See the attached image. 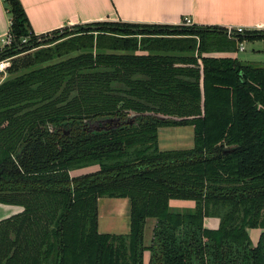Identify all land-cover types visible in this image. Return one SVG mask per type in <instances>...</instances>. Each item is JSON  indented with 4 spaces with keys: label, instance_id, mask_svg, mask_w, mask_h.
<instances>
[{
    "label": "trees",
    "instance_id": "16d2710c",
    "mask_svg": "<svg viewBox=\"0 0 264 264\" xmlns=\"http://www.w3.org/2000/svg\"><path fill=\"white\" fill-rule=\"evenodd\" d=\"M3 2L14 40L0 58L22 72L0 82V205L21 209L0 219V264H142L151 217L149 264H264V64L213 55L264 51V29L92 22L15 59L49 39ZM165 126H192L193 147L160 150ZM102 197L129 199L128 235L98 231Z\"/></svg>",
    "mask_w": 264,
    "mask_h": 264
},
{
    "label": "crops",
    "instance_id": "0c3cea01",
    "mask_svg": "<svg viewBox=\"0 0 264 264\" xmlns=\"http://www.w3.org/2000/svg\"><path fill=\"white\" fill-rule=\"evenodd\" d=\"M28 19L29 29L36 36L50 35L65 26L82 25L92 22H129L140 24L180 25L184 17L191 19L193 25L223 27L226 29L238 28L242 30L264 29V0H19ZM9 30V16L0 0V36ZM255 41V40H252ZM260 41V40H259ZM213 55H236L232 53H214ZM184 130V129H182ZM185 138L183 131H178ZM165 133L162 135L164 137ZM160 132L158 140H160ZM173 137V133H171ZM189 147L187 149H190ZM180 150V149H179ZM97 166L72 170L71 175L76 176L96 170ZM107 199L103 202L104 213L109 215L115 207L128 209L130 202L127 198ZM170 207H194L190 200H170ZM180 207V208H181ZM18 206L0 205L1 218L18 212ZM100 216V213H99ZM152 218V217H151ZM146 219L143 232V244L151 243L156 219ZM219 218L209 216L204 218V225L215 229ZM125 232L129 233L130 218ZM99 227V223H98ZM257 230V228H253ZM106 230V229H105ZM107 231V230H106ZM100 233H109V232ZM146 231L148 244H145ZM251 229L248 230L250 233ZM260 235L252 243L255 244Z\"/></svg>",
    "mask_w": 264,
    "mask_h": 264
},
{
    "label": "rangeland",
    "instance_id": "374dc122",
    "mask_svg": "<svg viewBox=\"0 0 264 264\" xmlns=\"http://www.w3.org/2000/svg\"><path fill=\"white\" fill-rule=\"evenodd\" d=\"M71 29L74 30V29H76V27H74V26H67L66 27L65 26L63 29L58 31L56 34L47 35L48 36L47 39H49L47 42L40 44L39 46L34 47L33 49H30L24 53L16 55L15 59H17V57L22 58L26 54H30V53L32 54L33 52L38 51L39 49H44L47 47H54L56 44H60L63 41H66V39H68L71 34L67 35L64 32L61 33V31H70ZM96 33L97 32H94V35H96ZM54 35H55V38L52 39V37ZM243 47H244V50L240 51L237 49L236 52L232 53V54H236L235 56L238 58V60L244 61V62L247 61V62L264 64V51H263V42L262 41L244 40L243 41ZM72 55H75V53L57 56V57H55V58H53L47 62H44L42 64V66L59 62L60 60L65 59V58L72 56ZM12 63H13V60H12ZM21 72L22 71H17V72L8 71L5 76L0 78V82L2 80L6 79L7 77H13L14 75H17ZM182 129H184V130H182ZM178 131L185 132V134H186L185 138H183V137H181V139L177 138V135L180 136V133H178ZM159 132H160L161 136H160V140H158V147L162 151L187 149L189 147H193L194 143H193V127L192 126H165V127H161V128H158V137H159ZM164 133H165V135H164V137H162V135ZM171 133H173V137L171 136ZM75 170H79V169H75ZM107 199L113 200V198L102 197L98 201V223H99L98 231L103 232V231L107 230L106 232H109L108 234H115V235H122V236L128 235V232L124 231L125 226H127V227L129 226L128 225V221H129L128 204L126 205V209L124 207L118 208V209H117V207H115L116 209H111L110 214L106 215L104 213V208H106V206H104L103 202L106 201ZM121 199L124 200L123 198H121ZM180 207L178 206V207H173V208L171 207V208L174 209L175 211H184L186 209L184 206L181 208ZM99 213H100V216H99ZM1 215L2 214L0 213V216ZM153 220H154L153 218H149L150 222ZM258 230L261 232V229H259V228H257V230L251 229L249 236H250V239L252 242L257 239ZM145 237L146 238H145L144 242H145V244H148V239H147L148 233H147V231H146ZM117 243L118 242H114V244H117ZM127 243H128V239H125V244H127ZM150 259H151V251L148 249V246H146V248L143 250V253H142V264H149ZM42 264H53V259L48 258V261L42 262Z\"/></svg>",
    "mask_w": 264,
    "mask_h": 264
},
{
    "label": "built area",
    "instance_id": "2783aa9c",
    "mask_svg": "<svg viewBox=\"0 0 264 264\" xmlns=\"http://www.w3.org/2000/svg\"><path fill=\"white\" fill-rule=\"evenodd\" d=\"M181 24L183 25H191V19L188 17H184ZM10 25V22H9ZM232 31H234L233 29H227V34L230 35L232 34ZM238 33L243 32L244 30H242V28H238L237 30H235ZM14 40V37L10 34L9 30L6 34H4L3 36H0V54L7 48L9 47L12 42ZM26 42V39L23 38L22 39V43ZM238 50H244L243 47V42H240L238 44ZM14 56H8V57H4V58H0V78H2L3 76H5L8 72V69L11 67L12 65V59Z\"/></svg>",
    "mask_w": 264,
    "mask_h": 264
},
{
    "label": "water",
    "instance_id": "95a60500",
    "mask_svg": "<svg viewBox=\"0 0 264 264\" xmlns=\"http://www.w3.org/2000/svg\"><path fill=\"white\" fill-rule=\"evenodd\" d=\"M3 5H4V7H6L7 6V2H3ZM95 124H97V123H95Z\"/></svg>",
    "mask_w": 264,
    "mask_h": 264
}]
</instances>
